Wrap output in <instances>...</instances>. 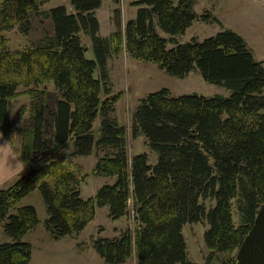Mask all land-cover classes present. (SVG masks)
I'll use <instances>...</instances> for the list:
<instances>
[{"label": "trees", "instance_id": "1", "mask_svg": "<svg viewBox=\"0 0 264 264\" xmlns=\"http://www.w3.org/2000/svg\"><path fill=\"white\" fill-rule=\"evenodd\" d=\"M42 1L0 0V130L6 138L18 132L32 166L0 188V220L12 239L0 243V264L30 261L31 245L22 237L37 225V212L32 205H16L37 187L54 239L78 234L97 207L107 206L112 220L132 217V227L92 240L105 264H122L133 255L136 264H196L182 228L202 220L208 224L203 234L208 257L225 253L220 264H264V65L245 39L223 28L202 40L177 41L195 20L218 21L200 16L193 0H134L135 16L101 36L95 9L103 0H69L74 11L65 4L42 11L52 24L42 39L10 49L3 31L17 24L28 32ZM118 10L113 9L117 25ZM81 33L89 36L93 58L85 56ZM123 46L170 75L196 69L205 81L230 90L229 95H172L167 87L148 92L133 112L130 133L145 137L157 153L154 164L146 152L128 154L126 128L114 114L119 93H112L107 62ZM46 81L55 89L39 87ZM21 84L27 88L19 91ZM21 93L29 95V103L18 109L21 119L12 129L7 108ZM68 140L71 157L94 152L92 174L114 181L83 197L86 174L58 157ZM204 199L213 204L207 208Z\"/></svg>", "mask_w": 264, "mask_h": 264}, {"label": "rangeland", "instance_id": "2", "mask_svg": "<svg viewBox=\"0 0 264 264\" xmlns=\"http://www.w3.org/2000/svg\"><path fill=\"white\" fill-rule=\"evenodd\" d=\"M132 1L134 0H119L116 3L113 0H105L102 6H99L100 8L95 12L102 22L99 35L109 36L118 29V26L122 29L126 20L132 18L133 14L135 16L137 6L132 5ZM59 4H65L67 8L74 11L69 0L42 1L39 6L41 12L32 15L31 27L28 32L22 31L17 24L3 31V35L8 41V47L14 50L25 45H32L42 39L44 32H49L52 29L51 20L45 17L42 11ZM193 7L200 16L208 14V16L216 17L218 21L195 20L183 34L176 36L177 41L186 42L192 38L202 40L223 28H229L245 39L255 58L262 60L264 65V0H193ZM114 8L119 9V25L114 20L116 16L113 12ZM157 30L162 36L168 37L161 29L157 28ZM81 37L83 44L88 47L85 56L93 58L94 54L89 36L81 33ZM169 45L171 44L169 43ZM107 65L112 93H119V98L115 102L114 114L119 123L126 128L127 152L129 155L146 152L149 155V162L152 164L157 161V153L146 146L145 137L142 134L132 137L130 133L133 112L148 92L167 87L172 95L190 92L204 95H229L230 93V90L224 86L205 81L196 69L181 77L170 75L155 63L133 58L124 46L118 53L108 57ZM29 86L31 87V85ZM43 86L48 89H55L53 81H46L39 87L42 88ZM26 88L27 86L23 84L18 86L19 91ZM28 103L29 95L27 93H21L9 100L7 123L12 129H15L21 119L18 109ZM13 107L17 108L14 114L11 112ZM99 123L100 119L97 117L93 127L95 137L99 133ZM72 151L73 141L68 140L58 153V157L69 161V166L77 165L80 171L86 174L80 187L83 197L93 195L102 184L114 181V177L92 174L96 162L94 152L89 156H81L82 158L76 159L75 156H70ZM203 202L207 208L213 204V201L209 199H204ZM23 205H32L38 217L37 225L22 237L23 241H27L31 245V258L28 264H105L92 248V240L97 236L112 237L119 234L126 226L132 227L130 215L112 220L108 216L107 207L102 206L96 208L95 217L78 234L54 239L45 226L46 207L38 187L23 197L16 206ZM15 211L16 208H13L10 213ZM233 220L238 224L236 211H233ZM3 222L0 220V243L12 240L3 231ZM207 227L206 220L189 222L183 226L182 234L185 238L188 257L196 264H220L225 253H215L212 257H208L209 251L203 239ZM122 264H136V257L133 255Z\"/></svg>", "mask_w": 264, "mask_h": 264}, {"label": "clouds", "instance_id": "3", "mask_svg": "<svg viewBox=\"0 0 264 264\" xmlns=\"http://www.w3.org/2000/svg\"><path fill=\"white\" fill-rule=\"evenodd\" d=\"M16 109L13 107L11 112L14 114ZM24 153L23 141L18 132L14 131L10 137L5 138L3 131L0 130V168L6 173L21 176L28 163Z\"/></svg>", "mask_w": 264, "mask_h": 264}, {"label": "crops", "instance_id": "4", "mask_svg": "<svg viewBox=\"0 0 264 264\" xmlns=\"http://www.w3.org/2000/svg\"><path fill=\"white\" fill-rule=\"evenodd\" d=\"M105 0H103L102 1V3H101V5H100V7L102 6V4H103V2H104ZM100 7H98V8H96L95 9V12L96 11H98V9L100 8ZM67 10L69 11V12H71L72 10H70L69 8H67ZM96 17L98 18V20H99V23H100V28H99V32L101 31V27H102V22H101V20H100V18H99V16H97L96 15ZM134 17V14L132 15V18ZM103 36V35H102ZM88 48V47H87ZM4 137H5V135H4ZM6 138V137H5ZM89 156V155H88ZM74 158H76V159H80V158H82L81 156H75ZM30 167H31V165L29 164V162L26 164V167H25V169H24V171H23V173L22 174H25V173H27L29 170H30ZM21 174V175H22ZM20 175L19 174H10V173H6L2 168H0V188H3V187H6V186H8L9 184H11L17 177H19ZM107 207V206H106ZM115 236V235H114Z\"/></svg>", "mask_w": 264, "mask_h": 264}, {"label": "bare ground", "instance_id": "5", "mask_svg": "<svg viewBox=\"0 0 264 264\" xmlns=\"http://www.w3.org/2000/svg\"><path fill=\"white\" fill-rule=\"evenodd\" d=\"M99 25H100V23H99Z\"/></svg>", "mask_w": 264, "mask_h": 264}]
</instances>
